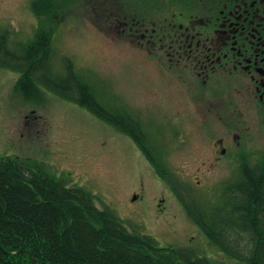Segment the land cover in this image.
Segmentation results:
<instances>
[{
  "label": "rangeland",
  "instance_id": "obj_1",
  "mask_svg": "<svg viewBox=\"0 0 264 264\" xmlns=\"http://www.w3.org/2000/svg\"><path fill=\"white\" fill-rule=\"evenodd\" d=\"M174 1L0 0V33L17 52L38 31L51 34V76L65 78L67 61L101 104L136 118L157 162L208 206L241 180L242 166L263 159L264 138L242 101L241 115L203 114L206 107L221 108L229 92L196 99L193 82L171 74L166 60L139 48L114 19L120 11L127 18L144 17L147 26L148 20L173 15L175 22H185L193 13ZM18 76L0 66V154L43 162L67 185L89 190L95 205L112 209L128 229L149 233L160 245L189 248L215 264H244L210 242L131 135L40 83L24 95L15 86ZM248 120L253 126L245 133ZM217 137L228 153L211 164Z\"/></svg>",
  "mask_w": 264,
  "mask_h": 264
},
{
  "label": "trees",
  "instance_id": "obj_2",
  "mask_svg": "<svg viewBox=\"0 0 264 264\" xmlns=\"http://www.w3.org/2000/svg\"><path fill=\"white\" fill-rule=\"evenodd\" d=\"M197 13L201 0H175ZM128 15L125 13V17ZM127 18L129 21L137 20ZM174 21V20H173ZM130 24V23H129ZM127 26L123 33H129ZM52 35L38 31L14 51L0 33V66L17 71L24 95L44 85L131 135L157 173L170 185L189 217L227 256L244 264H264V155L242 166L241 180L228 184L208 206L196 201L144 141L136 118L112 112L65 61V78L51 76ZM0 264H215L186 247L160 245L149 233L128 229L109 207H97L93 194L67 185L31 157L0 154Z\"/></svg>",
  "mask_w": 264,
  "mask_h": 264
},
{
  "label": "flooded vegetation",
  "instance_id": "obj_3",
  "mask_svg": "<svg viewBox=\"0 0 264 264\" xmlns=\"http://www.w3.org/2000/svg\"><path fill=\"white\" fill-rule=\"evenodd\" d=\"M173 18H154L147 26L144 17L129 21L120 11L114 17L120 32L127 26L139 48L160 62L166 60L171 74H184L193 82L196 99L198 94L224 96L229 92L221 108L206 107L203 114L241 115L243 102L245 115L251 111L257 117L264 138V0H201L197 13L185 22ZM252 126L248 120L245 133ZM214 140L211 164L228 153L221 137Z\"/></svg>",
  "mask_w": 264,
  "mask_h": 264
},
{
  "label": "water",
  "instance_id": "obj_4",
  "mask_svg": "<svg viewBox=\"0 0 264 264\" xmlns=\"http://www.w3.org/2000/svg\"><path fill=\"white\" fill-rule=\"evenodd\" d=\"M133 199H135L136 198V195H133V197H132Z\"/></svg>",
  "mask_w": 264,
  "mask_h": 264
}]
</instances>
